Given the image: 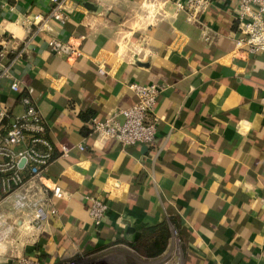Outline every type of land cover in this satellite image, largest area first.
I'll use <instances>...</instances> for the list:
<instances>
[{"label":"crops","instance_id":"1","mask_svg":"<svg viewBox=\"0 0 264 264\" xmlns=\"http://www.w3.org/2000/svg\"><path fill=\"white\" fill-rule=\"evenodd\" d=\"M238 3L210 0L190 19L163 0H73L64 22L42 30L50 0H0V106L19 115L31 96L55 146L45 183L68 194L38 180L20 189L51 200L58 212L45 222L14 207L17 192L0 200V264H264V53L235 51ZM52 38L82 55L53 51ZM135 82L164 87L150 113L154 143L93 133L94 116L124 121ZM61 142L85 149L62 156ZM87 195L109 204L99 225Z\"/></svg>","mask_w":264,"mask_h":264},{"label":"built area","instance_id":"2","mask_svg":"<svg viewBox=\"0 0 264 264\" xmlns=\"http://www.w3.org/2000/svg\"><path fill=\"white\" fill-rule=\"evenodd\" d=\"M53 7L49 15L42 18L39 28L50 29L49 21L64 22L67 5L73 0H50ZM172 2L177 9L186 10L190 19H196L205 12L210 0H163ZM237 20V36L234 37L235 51L244 55L264 53V0H239L235 9ZM49 46L57 51L77 58L82 51L71 42H63L52 38ZM101 74L105 71L100 68ZM130 88L135 92L137 100L132 105L119 111L124 116V121L117 119V114L107 118L94 116L91 118V131L104 138H114L123 146L147 145L154 143L157 135L158 119L151 118L150 113L156 104L157 97L163 90L159 83H131ZM14 91H20L21 83L14 80L11 83ZM22 102L25 105L22 114L13 115L10 111L0 106V200L16 193L14 207L19 210L30 209L33 217L38 222H45L58 210L50 199L30 197L27 192L20 189L30 180L44 183V190L54 197L64 199L67 192L57 183L46 184L44 172L55 158V146L46 136L47 123L38 106L31 96L24 95ZM262 113L264 115V92L261 99ZM61 155L68 156L75 149L84 150L83 144H70L61 142L59 145ZM28 175V176H27ZM89 213L96 225L101 224L109 209L107 200L98 195H87ZM173 250L180 254L181 238L178 230L172 229ZM6 245L0 240V258L4 256ZM17 264H42L40 260L26 256H19ZM64 264H83L70 260ZM180 264V263H176Z\"/></svg>","mask_w":264,"mask_h":264},{"label":"trees","instance_id":"3","mask_svg":"<svg viewBox=\"0 0 264 264\" xmlns=\"http://www.w3.org/2000/svg\"><path fill=\"white\" fill-rule=\"evenodd\" d=\"M80 116H81L82 119L87 120V119H89V117L91 116V112H89V113H84V112H82ZM161 239H162V244H163V246H162V248H160V250H158L160 253H161L162 251H164L165 248L167 247V240H168V238H167V236H166L165 239H163V238H161ZM157 242H159V240H158ZM160 253H157V254H154V255H158V254H160Z\"/></svg>","mask_w":264,"mask_h":264}]
</instances>
